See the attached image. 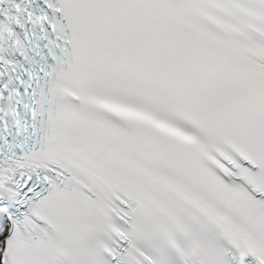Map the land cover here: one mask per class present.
Wrapping results in <instances>:
<instances>
[{
	"label": "snow or ice",
	"instance_id": "1",
	"mask_svg": "<svg viewBox=\"0 0 264 264\" xmlns=\"http://www.w3.org/2000/svg\"><path fill=\"white\" fill-rule=\"evenodd\" d=\"M0 264H264V0H0Z\"/></svg>",
	"mask_w": 264,
	"mask_h": 264
}]
</instances>
